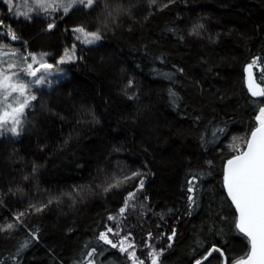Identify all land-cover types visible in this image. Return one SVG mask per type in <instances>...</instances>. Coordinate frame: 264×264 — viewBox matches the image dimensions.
<instances>
[{
    "label": "trees",
    "instance_id": "trees-1",
    "mask_svg": "<svg viewBox=\"0 0 264 264\" xmlns=\"http://www.w3.org/2000/svg\"><path fill=\"white\" fill-rule=\"evenodd\" d=\"M28 15L0 1V48L54 66L75 55L31 90L19 135L0 136V264H147L149 250L158 264L244 257L224 168L264 105L245 87V68L264 63V0H96ZM80 26L101 39L84 45ZM213 246L224 257L208 256Z\"/></svg>",
    "mask_w": 264,
    "mask_h": 264
},
{
    "label": "snow or ice",
    "instance_id": "snow-or-ice-1",
    "mask_svg": "<svg viewBox=\"0 0 264 264\" xmlns=\"http://www.w3.org/2000/svg\"><path fill=\"white\" fill-rule=\"evenodd\" d=\"M5 3L11 5L12 0H4ZM80 4L85 7H92L96 0H78ZM35 7L48 12L57 11L59 8L63 9V12L67 14L69 9L77 3V0H70L69 3L65 4L63 0H32ZM28 0H25V6L27 7ZM31 7L28 8V12H32ZM24 15L26 19L32 17L28 13H20ZM0 26H3L0 22ZM54 25L49 24L48 27L51 29ZM202 27L197 25L194 27L193 32L196 33V29ZM74 32L80 35L77 39H80L82 43L91 44L101 39L100 31H88L84 27H76L73 29ZM7 35L12 40H17L19 37L15 32L8 28ZM2 47H7L3 45ZM16 55V53H13ZM31 55V54H29ZM46 54H41L38 59L37 56L31 55V62H28L27 56H21L20 59L26 64V67H20L18 72H11L10 70L16 67V62L7 63V68L0 67V130L8 131L14 135H19V128L22 123V117L25 114V109L30 106L31 101L36 100L35 95H31L30 88L33 84L40 83L45 77L37 76V73L44 71V73L50 72L54 65L47 63L43 60ZM75 55V47L71 52L65 50L64 56L57 63L69 62ZM5 63V61H0ZM256 61H253L255 64ZM253 64L248 65L249 71H251ZM35 65V67H34ZM24 73L26 76L35 78L31 81H24L20 77V73ZM264 80V78H262ZM254 81L250 80L249 90L253 96L260 95L264 96V88H260L259 91L254 90ZM174 95V94H173ZM261 127L252 133V140L248 144V151L242 153L230 159L228 161V171L225 176V187L228 192V196L235 205L239 219L237 227L240 232L244 233L250 240L251 250L246 253L244 257L239 260L233 261V264H264V107L260 109V115L258 116ZM8 125H11L8 127ZM138 175V174H133ZM125 179H128L127 177ZM121 181H116L110 184L105 191H109L113 187H119ZM144 181H139L140 187H143ZM192 189H189L191 191ZM135 192L129 193L125 199L124 206L120 209V214H123L129 207V201L135 198ZM51 203V201H49ZM41 208H36V211H41ZM22 216L23 213H20ZM19 219V216L17 217ZM109 220H114V217L109 216ZM13 224H8L7 229H12ZM107 232H113L112 228H108ZM118 235V233H115ZM175 236L173 231L172 237ZM100 240L106 244H110L112 247H117V243H113L108 238L107 233H100ZM126 237L119 241L121 245V251H125L123 247ZM128 247H132L131 244ZM95 249H93V252ZM212 252L220 253L221 257H224V251L220 247L213 246L212 250L208 252V256L212 255ZM91 255V253H89ZM134 257V253H130ZM159 253H153L152 264H158ZM205 256L204 259H207ZM143 264V261H140ZM196 264H201V261H197ZM222 264H228L227 258H225Z\"/></svg>",
    "mask_w": 264,
    "mask_h": 264
},
{
    "label": "rangeland",
    "instance_id": "rangeland-1",
    "mask_svg": "<svg viewBox=\"0 0 264 264\" xmlns=\"http://www.w3.org/2000/svg\"><path fill=\"white\" fill-rule=\"evenodd\" d=\"M0 1H3L4 2V0H0ZM63 2L65 4H67V3L70 2V0H63ZM85 2H86V0H85ZM76 4H79L80 5V3L78 2V0H77V3ZM76 4H74V5H76ZM7 5L10 8H12V9L14 8V11H15V15L16 16H20L21 15L20 13H25L26 12L28 14H34L35 13V14L44 15V16H46L48 18H52L57 13L63 12V9L62 8H59L55 12H52L51 10H49L48 12H44L43 10L36 8L35 7V4L32 3V0H28L27 7L25 6V0H12V4L11 5L7 4ZM29 7H31L33 9L32 12H28V8ZM83 44L84 45H89V44H85V43H83ZM69 52H71V51H69ZM13 53H16V55H13ZM21 56H27L28 57V62H31V56H28V55H26L24 53H17L16 51H11L10 49L0 48V61H5V63H0V67L7 68V63L16 62V65L17 66L14 67L13 69H11L10 70V73L11 72H18L20 67H22V66L23 67H26V64L23 62V60L20 59ZM35 56H37V58L39 59L41 55H35ZM43 60L46 61L44 57H43ZM73 60H74V57L69 62L62 63V64L61 63H58L48 73H44L43 70H41V72L37 73V76H44L45 78L40 83L33 84L31 86V88H30V93H31V90L32 89L50 86L53 82H55V80L58 77H61V75L63 74V71L61 70L62 67L70 64L71 62H73ZM34 67H35V65H34ZM253 68L256 69V71L258 72V75L256 76V78H258L261 81L260 85H262V88H264V80H262V78H264V63H260V64L259 63H255V64H253ZM20 77L24 81H26V82L35 79L33 77L26 76L22 72L20 73ZM263 103H264V96H263ZM263 107H264V105H263ZM259 115H260V113H259ZM260 124H261L260 123V120L257 118V125H260ZM10 126L11 125H8V127H10ZM4 135H14V134L11 133V132H8V131L0 130V136H4ZM130 253H132V252H130ZM128 256H129V258H131V255L130 254ZM147 257H148L147 258V264H152L153 254H152L151 250H149V253H148ZM131 264H140V263L138 261L137 262L132 261Z\"/></svg>",
    "mask_w": 264,
    "mask_h": 264
},
{
    "label": "water",
    "instance_id": "water-1",
    "mask_svg": "<svg viewBox=\"0 0 264 264\" xmlns=\"http://www.w3.org/2000/svg\"><path fill=\"white\" fill-rule=\"evenodd\" d=\"M250 80H251V81H254V85H253L254 90L259 91V89L262 88V86H261V85L256 81V79H255V76H254V74H253V68L251 69V71H249L248 66H247V67L245 68V87H246V90H247L248 94H249L252 98H254V99H259V98H261L262 96H260V95H256V96H253V95H252V92L249 90ZM260 127H261V124L258 125V126H257V127L251 132V133H250L249 138H248V140H247V143H246V145H245L243 151H242L239 155H241L242 153H246V152L248 151V144H249V142L252 140V133L255 132L257 129H259ZM228 167H229V165H228V163H227V164L225 165V168H224V185H225V176H226V174H227ZM225 193H226V196H227L229 202L231 203V205H232V207L234 208L235 213H236V224H235V226H236V230H237L242 236H244V237L247 239L248 244H249V252H250V250H251V243H250V240H249V238H248L244 233L240 232V230H239L238 227H237V223H238V219H239V213H238V211H237L235 205L233 204L232 200H231L230 197L228 196V192H227L226 187H225Z\"/></svg>",
    "mask_w": 264,
    "mask_h": 264
},
{
    "label": "flooded vegetation",
    "instance_id": "flooded-vegetation-1",
    "mask_svg": "<svg viewBox=\"0 0 264 264\" xmlns=\"http://www.w3.org/2000/svg\"><path fill=\"white\" fill-rule=\"evenodd\" d=\"M253 68V67H252ZM253 74H254V76H255V79H256V81L257 82H259V84L261 83V81L258 79V78H256V76L258 75V72L256 71V69H254L253 68ZM262 86V85H261ZM263 97V96H262Z\"/></svg>",
    "mask_w": 264,
    "mask_h": 264
},
{
    "label": "bare ground",
    "instance_id": "bare-ground-1",
    "mask_svg": "<svg viewBox=\"0 0 264 264\" xmlns=\"http://www.w3.org/2000/svg\"><path fill=\"white\" fill-rule=\"evenodd\" d=\"M254 130V129H253Z\"/></svg>",
    "mask_w": 264,
    "mask_h": 264
}]
</instances>
